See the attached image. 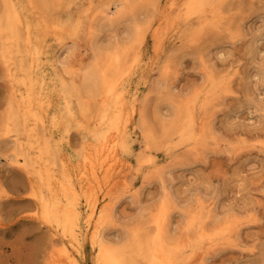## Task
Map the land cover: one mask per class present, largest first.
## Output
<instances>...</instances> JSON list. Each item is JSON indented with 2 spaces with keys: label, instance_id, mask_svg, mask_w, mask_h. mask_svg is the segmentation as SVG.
Segmentation results:
<instances>
[{
  "label": "bare ground",
  "instance_id": "obj_1",
  "mask_svg": "<svg viewBox=\"0 0 264 264\" xmlns=\"http://www.w3.org/2000/svg\"><path fill=\"white\" fill-rule=\"evenodd\" d=\"M61 1L3 0L0 16V64L9 83L8 112L0 119L2 136L12 139L11 162L33 178L34 216L56 237L47 264H83L86 240L94 249V264H192L194 259L205 264L210 250L232 246L235 229L253 222L252 209L232 208L218 214L213 199L199 196L184 219L185 237L171 232V216L178 205L166 186L165 171H159L152 150L159 143L141 111L149 92L144 95L132 88L130 77L142 68L149 36L158 53L168 30L177 29V24L172 26L177 20L192 23L200 35L219 28L224 0H164L160 9L150 0H84L72 17L58 16L51 23L27 15L32 8L48 12ZM106 30L114 32L113 40L103 41ZM50 35L54 48L46 42ZM78 40L86 41L84 49L91 50V56L87 62L81 55L70 63L67 57L74 54ZM159 71L167 77L172 69L163 66ZM230 76L210 71L205 87L197 91L196 103L173 108L171 123L158 115L163 137L177 140L175 155L200 154L211 132L207 109L220 92H232ZM199 104L207 115L201 126L195 113ZM73 128L81 134L75 155L69 153ZM135 137L141 141L132 164ZM132 171L145 176L155 173L164 192L160 203L142 212L137 230L113 242L107 229L117 207L123 199L140 194ZM237 176L242 185L244 176ZM255 249L250 247L251 254Z\"/></svg>",
  "mask_w": 264,
  "mask_h": 264
},
{
  "label": "rangeland",
  "instance_id": "obj_2",
  "mask_svg": "<svg viewBox=\"0 0 264 264\" xmlns=\"http://www.w3.org/2000/svg\"><path fill=\"white\" fill-rule=\"evenodd\" d=\"M82 1L84 0H63L56 8H49L48 12L32 8L27 15L31 20L51 23L58 16L63 19L72 17ZM150 1L155 2L160 9L159 2L164 0ZM224 2L219 28L208 29L200 35L195 34L192 23L185 25L177 20L172 24H177V29L168 30V37L162 40L158 53L153 51L149 36L142 51V68L136 70L130 77V82L131 87L137 88L139 93L146 95L149 92L141 104V111L147 127L155 134L159 143L156 149H152L159 171H165L166 186L178 205L171 216V232L185 237L184 219L189 207L195 209L197 206L195 202L199 196L205 195L204 197L213 199L214 209L218 214L232 208L241 211L252 209L253 222H245L235 229L236 237L232 246H219L214 251L210 250L205 264H264V0ZM147 10L153 11L154 7H147ZM2 11L3 0H0V16ZM104 33L106 37H103V41L113 40V31L106 30ZM174 36L177 37L175 40ZM46 42L55 47L56 43L51 35L46 37ZM89 46L88 43L87 47ZM84 47L86 48V41L78 40L74 54H69L67 60L72 63L82 55L84 61H89L91 50L85 52ZM163 66L170 67L172 74L161 76L159 70ZM210 71H222L223 75H231L232 92H220L212 101L214 106L207 109L211 132L208 133L206 145L201 147L200 154L185 152L178 157L175 155L177 140L163 137L165 130L162 129L163 121L159 117H166L165 122L171 123L173 108L196 103L197 91L205 87L203 82ZM3 73L0 64V119L8 112L6 101L9 83ZM248 91H251L252 96ZM248 95L252 100L248 99ZM195 110L197 124L201 126V119L207 116L204 113L206 111L200 108V104ZM139 118L140 115L137 114L134 121L138 123ZM1 126L0 264H47L56 237L34 216L32 205L35 206L36 200L31 195L33 178L11 162L15 153L12 139L2 136ZM71 131L73 141H69V147H72L69 148V153L73 152L75 155L80 151L81 134H78L80 131L76 128ZM142 135L140 132V136ZM133 141L135 153L132 154L131 162L135 164L141 139L135 137ZM238 173L245 178L242 185L237 183ZM131 175L136 191L140 194L138 198L123 199L117 207L116 217L107 229V238L113 242L123 239L126 232L137 230L141 225L140 216L149 207L160 203L164 192L155 173L148 176L139 173L137 177L136 172L132 171ZM82 245V250L85 251L83 264H91L94 249L88 240ZM250 247L256 248L254 255L251 254ZM206 248L207 246L203 250ZM202 251L198 250V253ZM192 264L200 262L194 259Z\"/></svg>",
  "mask_w": 264,
  "mask_h": 264
}]
</instances>
